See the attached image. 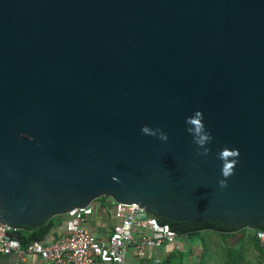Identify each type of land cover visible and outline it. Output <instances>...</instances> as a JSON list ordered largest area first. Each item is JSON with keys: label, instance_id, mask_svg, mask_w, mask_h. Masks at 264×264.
I'll return each mask as SVG.
<instances>
[{"label": "water", "instance_id": "water-1", "mask_svg": "<svg viewBox=\"0 0 264 264\" xmlns=\"http://www.w3.org/2000/svg\"><path fill=\"white\" fill-rule=\"evenodd\" d=\"M101 198L264 225V0H0V224Z\"/></svg>", "mask_w": 264, "mask_h": 264}, {"label": "built area", "instance_id": "built-area-1", "mask_svg": "<svg viewBox=\"0 0 264 264\" xmlns=\"http://www.w3.org/2000/svg\"><path fill=\"white\" fill-rule=\"evenodd\" d=\"M96 202L68 212L65 235L57 236L47 245L32 242L23 249L12 237L16 229L0 224V256L13 255L20 262L34 257L44 264H124L130 254L144 260L151 250L173 244L178 238L168 225L147 215L138 205L113 203V218L118 224L113 226L106 242H99L82 228L85 220L96 210ZM242 230L253 236L264 261V232L249 226Z\"/></svg>", "mask_w": 264, "mask_h": 264}, {"label": "crops", "instance_id": "crops-1", "mask_svg": "<svg viewBox=\"0 0 264 264\" xmlns=\"http://www.w3.org/2000/svg\"><path fill=\"white\" fill-rule=\"evenodd\" d=\"M113 203H114L113 201L104 198L102 200H97L96 210L93 212V214L90 217H88L85 220V222L82 225V228L85 229L94 239H96L99 242H106L107 239L109 238L111 229L113 228V226L118 224V221L113 218V205H114ZM65 223H66L65 216H62L59 219H57L54 228L49 232L48 236L42 243L47 245L50 242H52L54 238H56L57 236L65 235L66 233ZM242 231L244 230L238 232L241 233ZM240 233H237L236 235H239L240 238H242ZM244 233H245L244 237L250 235L246 231H244ZM210 234H214L215 237H218L213 232L204 231L201 232L200 240L194 245H191L190 242L184 237L186 243L190 245L188 249L186 248L187 251L183 249V251H179V253L176 254V251H174L173 249L171 250L170 248H167V246H165L156 250H151L148 254V257L144 260H138L133 254H130L127 256L124 264H129V263L130 264H159V263L161 264L168 260H170V262L175 261L178 264H181L182 261H180L179 259L180 254L186 256H189V254L191 255L193 252L190 250L193 249L196 245L200 244L205 235H208V237H210L209 236ZM203 254L204 251L200 254V259L203 256ZM0 264H44V262L34 257H27L24 262H20L15 256L10 255V256H0Z\"/></svg>", "mask_w": 264, "mask_h": 264}, {"label": "trees", "instance_id": "trees-1", "mask_svg": "<svg viewBox=\"0 0 264 264\" xmlns=\"http://www.w3.org/2000/svg\"><path fill=\"white\" fill-rule=\"evenodd\" d=\"M102 199L103 198L99 200H102ZM151 216L156 217L154 214H151ZM59 218L60 217L51 218L34 230H31L25 227H18L16 231L12 233V237L19 242L21 248L23 249L26 248L32 242H43L48 236L49 232L54 228L55 223L57 219ZM157 220L161 224L168 225L171 230L177 233L178 237H185L190 242L191 245H194L200 240L201 232H204V231L215 233L219 237V239L222 241V243L226 244L230 239L235 237L237 233H240L238 231H241L245 227H248V224H241L236 227H227L219 223H211V222H204L203 224H197V223H193V224L177 223L175 224L173 222L162 220L160 218H157ZM255 230L264 232V225H259ZM240 234L242 236L239 242L241 246L239 248L227 247L225 249V264H241L242 263L243 261L242 260L243 259V253H242L243 247L242 246L244 245L243 242H244L245 233L244 231H242ZM251 241L253 242L255 251L259 254L258 264H263V257L261 255V250L258 247L253 236H251ZM182 257L184 256L180 254V258H179L180 261H182ZM201 260H202V257H201ZM169 263H170V260L165 261L164 263H161V264H169Z\"/></svg>", "mask_w": 264, "mask_h": 264}, {"label": "rangeland", "instance_id": "rangeland-1", "mask_svg": "<svg viewBox=\"0 0 264 264\" xmlns=\"http://www.w3.org/2000/svg\"><path fill=\"white\" fill-rule=\"evenodd\" d=\"M214 234L205 235L200 244L196 245L192 251L193 253L189 256L183 255L182 263L183 264H225V249L227 247L239 248L241 245L240 236L236 235L234 238L230 239L226 244L222 243V241L215 237ZM194 243V242H193ZM243 261L241 264H258L259 262V254L255 251L253 242L251 241V235H247L244 237L243 242ZM190 245L186 243L184 237H178L173 244L167 246V248L173 249L176 251V254L179 251L188 249ZM192 248V247H191ZM204 249V250H203ZM187 251V250H186ZM204 251L202 256V260L200 259V254ZM186 258V259H185ZM185 259V260H184ZM130 264V263H129ZM169 264H178L175 261H171Z\"/></svg>", "mask_w": 264, "mask_h": 264}, {"label": "clouds", "instance_id": "clouds-1", "mask_svg": "<svg viewBox=\"0 0 264 264\" xmlns=\"http://www.w3.org/2000/svg\"><path fill=\"white\" fill-rule=\"evenodd\" d=\"M186 124L188 125L187 130L192 134L194 143H196L198 146H203L206 142L211 140L210 134L205 130V126L203 123V114L197 110L193 113L192 116L186 118ZM141 131L145 134L149 135H156L157 132H159V129L149 132V127L144 126L142 127ZM159 138L161 140H167V136L164 133H160ZM198 154L199 149L197 150ZM209 150L207 148L204 149V153L207 154ZM239 155V152L237 149H231L224 148L221 150L219 154V158L223 159L224 156H231L232 158H235ZM235 160H231V162L228 164L226 168L222 167V175L226 178L232 174L233 168H234ZM219 184L221 187L226 186V179H222L219 181Z\"/></svg>", "mask_w": 264, "mask_h": 264}]
</instances>
